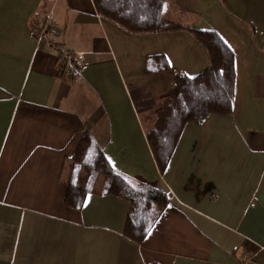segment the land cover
<instances>
[{
    "label": "crops",
    "instance_id": "obj_1",
    "mask_svg": "<svg viewBox=\"0 0 264 264\" xmlns=\"http://www.w3.org/2000/svg\"><path fill=\"white\" fill-rule=\"evenodd\" d=\"M161 17L182 29L130 33L92 0H0V264H264V0H166ZM188 29L214 31L233 53L232 108L185 124L160 170L149 114L174 72L209 64ZM52 43L81 57L73 78ZM85 132L114 171L169 198L140 243L102 176L79 208L64 203Z\"/></svg>",
    "mask_w": 264,
    "mask_h": 264
},
{
    "label": "trees",
    "instance_id": "obj_2",
    "mask_svg": "<svg viewBox=\"0 0 264 264\" xmlns=\"http://www.w3.org/2000/svg\"><path fill=\"white\" fill-rule=\"evenodd\" d=\"M92 1L102 18L130 33L182 29L162 19V5L166 0ZM188 31L205 48L209 64L193 77L174 72L175 86L149 114L151 123L146 138L160 170L167 164L185 124H199L210 114H229L232 108L235 81L233 53L214 31ZM70 62L74 69L80 68L73 55ZM158 70L167 71L169 68L165 64ZM99 176L103 177L102 193L115 195L128 202L123 234L140 243L169 205L168 196L114 171L90 134L85 132L71 157L65 179V205L79 208Z\"/></svg>",
    "mask_w": 264,
    "mask_h": 264
},
{
    "label": "built area",
    "instance_id": "obj_3",
    "mask_svg": "<svg viewBox=\"0 0 264 264\" xmlns=\"http://www.w3.org/2000/svg\"><path fill=\"white\" fill-rule=\"evenodd\" d=\"M49 18H46L44 24L41 27H37L35 28L33 32H35V35L37 40L41 39L42 37L45 36V34L47 33V31L49 29L52 28L51 24H47V20ZM51 47L55 49V51L57 52V56H58V72L61 76L65 77V78H73L75 76V72L77 69H74L72 64H71V55L70 53L60 49L55 43L51 44ZM81 59V57L79 56L77 58V61H79ZM261 251H264V246L260 247ZM239 264H260L257 261H255L253 256H248L245 257V259H242V261H240Z\"/></svg>",
    "mask_w": 264,
    "mask_h": 264
},
{
    "label": "rangeland",
    "instance_id": "obj_4",
    "mask_svg": "<svg viewBox=\"0 0 264 264\" xmlns=\"http://www.w3.org/2000/svg\"><path fill=\"white\" fill-rule=\"evenodd\" d=\"M45 20H46V18H45ZM47 24H51V25L53 26V24L50 22V19L47 20L46 25H47ZM173 24H174V23H173ZM177 26H178V25H177ZM179 27H180V26H179ZM32 34H33V36H34L35 38H38V37H36L35 32H33ZM57 61H58V60H57ZM68 79H71V78H68ZM152 154H153V153H152Z\"/></svg>",
    "mask_w": 264,
    "mask_h": 264
}]
</instances>
